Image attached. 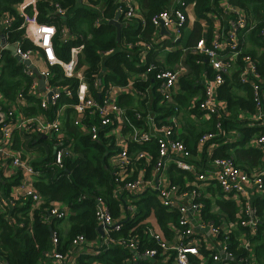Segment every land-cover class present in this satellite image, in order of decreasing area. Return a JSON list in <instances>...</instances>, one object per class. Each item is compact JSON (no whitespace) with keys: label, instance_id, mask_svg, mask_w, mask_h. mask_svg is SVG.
<instances>
[{"label":"built area","instance_id":"1","mask_svg":"<svg viewBox=\"0 0 264 264\" xmlns=\"http://www.w3.org/2000/svg\"><path fill=\"white\" fill-rule=\"evenodd\" d=\"M39 1L21 0L16 5L17 14L22 19V23L16 29L14 16L6 13L0 18V78L3 75V53L10 46H16L15 55L23 61H29L38 71L36 73L30 66L20 63L23 75L32 83L27 94L24 89L17 94L14 105L10 106L11 103L0 92V113L6 114L5 122L0 125V176L10 175L19 178V183L12 193L11 206L29 201L31 211H34L39 210L42 205L40 194L35 188L40 172L16 150L14 132L46 137L53 149L50 165L63 169L65 161L75 158V140L62 126L63 115L72 110V125L81 134L89 136L93 142L114 139L117 151L110 157L115 185L113 197L121 203L122 208L128 206V200L133 204V198L149 193L156 196L161 207L179 216L177 224L168 225L171 239L165 236L158 223L155 222V226L158 227L156 229L147 220L149 228L146 232L156 241L160 251L147 249L142 252L136 238L129 240L113 238V234L121 231L123 220H128L129 217L126 218L123 214L114 217L108 202L103 197H96L95 218L98 226L102 227V235L95 240L77 236L72 240L68 250L62 252L58 249L60 233L57 229L53 230L52 249L48 253L51 264H86L80 261L81 252L87 251L91 252L92 256H100L113 245L129 249L133 253L130 259L133 263L138 260L152 262L159 260L160 264H255L250 241H244V236L238 237L235 233L242 228L246 229L245 232L249 230L250 236H255L258 232V220L255 208L251 206L248 186L251 184L257 195L264 196V165L248 175L237 168L235 160L231 157L211 159L210 166L204 171H200L192 164V152L178 133L181 128L177 118L180 109L176 98L184 72L181 69H166L158 61L149 62L150 53L155 51L153 45L142 41L125 44L123 48L127 58L138 59L135 71L126 72L125 84H114L108 79L111 73L109 69L101 68L93 82L94 95L87 82L86 68L78 66L79 55L84 47L73 48L69 62H62L57 58L54 49L57 30L53 25H42L38 22ZM77 2L100 13L95 23L97 28L106 22L104 9L94 6L90 0ZM192 4L196 5V1L173 0L169 10L153 18V36L158 40L152 41L154 45L165 40L170 43L173 41L170 47L172 49L174 44L182 40V32L189 23L188 11ZM221 9L226 17L224 33L219 34L209 44L202 39L194 48L189 49L195 56H205L216 74L213 79L206 73L203 74V96L192 103L201 114L216 121L215 130L201 135L198 144L202 148L223 135V124L228 113L226 104L218 100V90L224 85L225 76L239 64V83L251 88L257 112L255 118L261 122L263 128L253 144L264 155V80L257 62L249 55H245L242 46L243 39L257 29L258 22L253 15L234 5L232 0H221ZM54 13L66 19L69 9L55 4ZM118 14L126 24L138 19L143 22L144 28L146 27V22L142 19L134 0H122ZM162 26L167 34H162ZM17 31H23L22 39L12 41ZM61 36L64 43L75 39L66 26L63 27ZM173 36L175 38L172 40ZM259 36L264 41V28ZM26 45L34 48L25 49ZM98 53L107 58L112 56L114 51ZM38 61L44 67L40 68ZM55 65L62 67L65 78L76 80L75 89L52 83L54 74L51 67ZM41 81L45 83L44 90H40ZM138 84L147 86L141 90L137 87ZM27 95L40 103L42 109L40 114L24 116V109L30 106ZM131 96L141 101L157 96L162 105L174 108L175 115L158 121L154 118L149 119L153 122L155 132L154 135H150L146 132L147 118L144 114L138 109L128 112L119 105L122 97ZM74 97L77 98L74 104L66 102ZM63 98L66 100L62 103ZM52 108L55 110L52 117H49L48 113ZM151 145L155 147L154 154L153 150L131 149L132 146H147L150 149ZM171 169L185 174L182 184L172 181V175L169 174ZM206 200H212L214 205L234 203L240 211L239 219L232 222L222 217L218 223L204 221ZM69 216L67 206L53 203L47 211L46 221L63 222L68 220ZM232 240L237 244V248L248 251L244 259L238 261L230 250Z\"/></svg>","mask_w":264,"mask_h":264},{"label":"trees","instance_id":"2","mask_svg":"<svg viewBox=\"0 0 264 264\" xmlns=\"http://www.w3.org/2000/svg\"><path fill=\"white\" fill-rule=\"evenodd\" d=\"M21 0H0V18L8 13L15 17L14 29L18 28L22 23L19 18L16 5ZM94 6L104 9V22L101 27L95 26L96 20L100 16L94 8L81 6L77 0H40L37 4L39 11L38 22L40 24L53 25L57 30V35L54 39V49L57 58L62 62L71 60V50L75 47L83 46V50L79 55L78 66L86 68V78L92 93L94 91L95 75L101 68L109 69L111 72L108 79L114 84H125L127 71H135L137 58L129 59L123 46L128 43H136L142 41L146 44L156 46L152 42L151 36L154 34L152 20L155 16L163 11L171 8L173 0H134L140 10L142 19L146 22L144 28L143 22L134 19L128 24L120 19L122 24L121 41L117 42L116 28L111 26L109 22L113 20L117 14L122 0H90ZM195 14L198 19L206 18V16L215 11V7L219 0H195ZM232 3L247 13L253 15L258 22L257 29L252 33L256 39H260L258 34L264 28V0H232ZM60 4L63 8L69 9V15L66 19L56 16L54 13V5ZM67 27L74 40H69L67 43L62 41L61 31L63 27ZM23 31H17L13 35V40H21ZM202 38V26L197 22L194 25L188 48H193ZM207 43H210L207 36ZM264 45V44H263ZM34 48L31 45H26L25 49ZM113 50L114 54L107 58L99 55L100 51ZM245 52V51H244ZM251 56L258 64V70L264 79V55L257 58L253 52H245ZM176 56H179L177 53ZM170 60V59H169ZM149 62L153 60L149 57ZM187 65L191 68V73L182 79L181 86L183 94L179 96L181 106L189 105L190 101L195 99L198 91L201 89L200 83L196 81L201 79V70L213 79L215 72L210 67V64L205 56H195L189 54L187 56ZM173 65V64H171ZM54 74L52 83L56 86H69L75 89L77 86L76 80L64 77L62 67L55 65L51 67ZM226 78V82L219 90V99L226 102L227 112L234 113L235 110L254 111L255 103L252 97V90L248 86L241 85L238 80ZM32 81L23 75V69L18 61L11 56L9 51L3 53V75L0 78V92L7 100L14 105L17 94L24 89L25 94L31 86ZM150 83L151 80H150ZM238 85L245 89L248 97L245 99L239 98L233 90V87ZM147 84H138L139 89L146 88ZM264 87V85H263ZM140 90V91H141ZM157 97V96H154ZM27 99L33 105L24 109L29 117L36 116L42 112L41 105L38 101L33 100L27 95ZM129 100H119V105L123 106L131 112L132 109H137L130 98ZM66 100L63 98L62 103ZM77 98L66 100L69 104H74ZM158 100L153 101V109L161 111V119H165L175 115L174 108L159 107ZM159 107V108H158ZM49 111L48 116L52 117L53 111ZM72 112V110H68ZM160 119V120H161ZM225 121V120H224ZM244 122L234 121L230 117L223 124L226 129L228 126H233L235 129H242ZM66 130L74 140L75 158L68 159L64 163L63 169H58L51 164L52 150L42 162L33 163L34 168L40 172V177L35 183V188L39 192L42 205L39 210L31 211L29 201L18 202L10 209H0V264H51L48 253L52 249V231L56 230L57 223L62 221L54 220L47 222V211L53 203H60L68 207L71 224L70 231L66 236L60 234L59 250L65 252L68 250L72 240L77 236H85L87 239H95L99 236L98 224L95 218V203L96 197H103L111 207L114 217L120 216L121 203L114 199L113 193L115 189L114 174L110 164V157L117 151L115 148L114 139H102L99 142H93L87 135L81 134L73 127L69 121L66 124ZM140 126L139 123H136ZM216 121L211 124V130H215ZM192 130L194 143L203 135L204 131L197 132ZM191 132V131H190ZM248 142L250 140V130L246 131ZM35 138V137H34ZM49 144V143H48ZM51 144H49V148ZM154 145L149 147L132 146L133 151L137 150H154ZM255 158H258L262 166L264 165V155L253 153ZM216 154V157H219ZM222 157L228 158L229 154H224ZM221 157V158H222ZM257 159V160H258ZM237 166V165H236ZM169 174L172 175L173 182L182 184L185 174L181 171L171 169ZM17 179L12 185H17ZM7 184L0 181V188L4 187L7 194L9 193ZM9 187V186H8ZM133 204L136 206L134 217L123 222V227L120 232L113 234L115 240H129L136 238L139 241L140 251L147 249L159 250V247L148 234L149 225L146 223L152 214H154L160 229L168 239H171L169 223L177 224L179 216L175 212H169L157 201L153 194H145L139 198H133ZM209 209L204 212V221L219 222V214L210 212V201L206 200ZM221 213L225 214L232 222H237L239 219V209L232 204L216 203ZM253 206L255 207V216L258 220V232L255 236H249L251 242L255 244L253 251L261 259L264 256V196L258 197ZM216 221V222H215ZM243 230V228H242ZM230 250L237 258H245L248 254L243 248H237V244L232 240L229 245ZM160 251V250H159ZM160 254V252H159ZM133 253L121 246L113 245L108 251H104L98 256L101 263L104 264H152L147 260H138L136 263L130 262ZM160 259V258H157ZM81 263L91 264L90 261L81 259ZM160 262L159 260H156ZM130 262V263H129ZM155 263V261H154Z\"/></svg>","mask_w":264,"mask_h":264},{"label":"crops","instance_id":"3","mask_svg":"<svg viewBox=\"0 0 264 264\" xmlns=\"http://www.w3.org/2000/svg\"><path fill=\"white\" fill-rule=\"evenodd\" d=\"M188 17H189V21H188L189 23H188L187 28H190L193 31L194 25L197 22L202 26L201 40L205 39L207 41V36H209V39L211 41L215 39L219 34L224 33V31L226 30V17L221 9V0L218 1L217 6L215 7V11H212L206 16V18H203V19L197 18L195 14V5L192 4L189 7ZM0 31H1V25H0ZM252 35L253 34L248 35L243 39L242 41L243 50L245 52H253L257 58H261V56L264 55V45H263L264 41L261 39L259 34L258 36L260 37V39H256L255 35L254 37ZM151 38H152V41H158L155 39L154 36H151ZM171 44L172 43L166 40L161 42L160 44H156L155 45L156 48H154L155 51L150 53L149 57L153 61L160 62L161 65L166 69L183 70L184 77L182 79H184L191 73V68L187 65V62H186L187 56L191 54L189 50L191 48L185 47V48L178 49L177 47L174 46L171 49L170 48ZM9 53L14 58V56L12 55L10 51ZM177 53H179V56H176ZM38 64L40 68L44 67L39 61H38ZM239 66H240L239 64H236L234 69L230 71L225 77L231 78V79L233 78L234 80L237 79L239 82V79H238ZM205 73L206 72L204 71V69H202L201 74H200L201 79L196 81V84L200 83L201 89L198 91L199 93L195 96L196 98L190 101L189 105L181 106L180 104L181 102L179 103V96L183 94L182 86L180 82V90L176 98L177 103L179 105V109H180V113L177 116L178 121L180 122V127H181L178 132L180 135V139L183 140L187 144L189 149L191 150L192 164H194L200 171H204L210 166L211 159L220 158L224 154H229V157L235 160L237 168L241 172H243L244 174L251 175L254 172H256L259 168L263 167L259 159L255 158L253 154V153H259L261 151L260 149L257 148L256 145L253 144V141L256 138V136L263 131V128L261 127V122L257 120V118H255V116H257L256 109H254L253 112L252 111H240V110H235L234 113H230V111L229 113L227 112L228 114L225 117V121L228 120L230 117H232L234 118V121L238 120L240 123L244 122L243 124L244 126L242 129L240 130L235 129L233 128V126H228L225 129L223 126L224 132L220 138H217L216 140L212 141L211 143L207 144L206 146L202 148L199 147L198 140H197V143H194L195 141L193 140L194 138L192 136V130L190 129H196L197 132L204 131L201 133L213 131V130L210 131V129H211V124L214 120L207 117L206 115L201 114L196 108V105H192V103H195L196 101L200 100L203 96L204 90H203V85H202V79H203V74ZM219 90H218V100H220ZM233 90L236 93V95L241 99H245L248 97V94L245 92V89L239 87L238 85L234 86ZM128 98H130V100L133 103V104H130L129 106L137 107V109L142 114H144V116L147 118L145 122L147 125L146 132L150 135L151 134L154 135L155 134L154 125H153V122L149 121V119L154 118L155 120L158 121L162 118L161 116L164 113L153 109V105H155L153 104V101L157 99L158 100L157 105L159 107H167V108H171V107H169L168 105H162L161 100L158 97H150L144 101H141L134 96L122 97L121 99H123V101H126V100H129ZM220 101L226 104L225 101L223 100H220ZM32 105L33 103L31 104L30 102V107ZM226 109H227V106H226ZM24 116L29 117V115L26 114L25 111H24ZM72 116H73V112H68V111L63 115L62 126L64 127L65 130L67 126L66 124L69 121L72 123ZM247 130L251 131L249 132L251 134L249 135L250 140L248 142H246L247 137L245 136L247 133L246 132ZM14 138H15L16 150L20 152L23 158L29 160L31 165H33V163L42 162L44 159L47 158L51 150H52V156H53V149L52 147L49 148L50 142L44 136H37V135L33 136V135H28L22 132L15 131ZM154 153H155V150L152 151V154ZM219 153H220V156L216 157V154H219ZM17 179L19 180L18 177L10 176V175L4 176V177L0 176V181L4 182V184H7L6 188H8L9 190V193L7 194L4 187L0 188V209L4 211L5 209H10L12 207L10 201L13 200L12 193L14 191V188L17 186V185H12V183H14ZM248 191H249V197L251 198V206L254 207L253 206L254 201L260 196L255 193V190L251 184L248 186ZM209 201L211 205L210 212L214 214H219L220 216L219 220L222 217H225L226 219L231 221L225 214L220 212L218 205H214V203H212V200H209ZM225 204H232L236 207L234 203H225ZM127 205L128 206H124V208H122L120 205V208L122 210L120 211V216L123 214L126 218L134 217V211L135 209H137L136 206L132 204V201L130 200L127 201ZM208 209H209V205L207 204V210ZM123 221H126V220H123ZM148 221L152 225V227H155L156 229H158V227L155 226L156 225L155 222L157 223V220L154 214L150 216ZM55 225H56L55 228L59 231V233L62 236H66L70 231L71 224L69 222V219L61 223H57ZM244 230L246 229L244 228L243 230L239 229V231L235 233V236H238V237L244 236L245 238H243V240L250 241V244L253 249V247H255V244L251 242V240L249 239V236L251 233L249 230L247 232H245ZM98 234L100 235V232H98ZM95 239H97V237ZM81 259L88 260L90 261L91 264L93 263L94 264H104L99 261L98 256H94V255L92 256L91 252L87 253V251L80 253V260ZM236 259L239 261L244 258L236 257ZM1 260L2 258L0 257V261ZM253 261L255 264H264V256L260 259L257 256V253L253 251ZM149 262H151L152 264H160V262L158 261H155V263L152 261H149Z\"/></svg>","mask_w":264,"mask_h":264},{"label":"water","instance_id":"4","mask_svg":"<svg viewBox=\"0 0 264 264\" xmlns=\"http://www.w3.org/2000/svg\"><path fill=\"white\" fill-rule=\"evenodd\" d=\"M109 24L116 28V37L117 42L119 43L121 41V32H122V24L120 23V14H117V16L109 22ZM162 34H167L166 29L162 26ZM8 51L12 53L14 58L21 64H24L26 66H30L36 73H38L37 69L34 68L29 61H23L19 56L15 55L16 52V46H10L8 47ZM45 83L43 81L40 82V88L44 90ZM51 97V94H49V98ZM6 120V114L0 113V125L3 124ZM98 232L102 235V227L99 226Z\"/></svg>","mask_w":264,"mask_h":264},{"label":"rangeland","instance_id":"5","mask_svg":"<svg viewBox=\"0 0 264 264\" xmlns=\"http://www.w3.org/2000/svg\"><path fill=\"white\" fill-rule=\"evenodd\" d=\"M191 34H192V30L190 28H185L182 32V40L179 43L174 44V46L177 47L178 49L187 47L189 45ZM174 38L175 36L172 37V40Z\"/></svg>","mask_w":264,"mask_h":264}]
</instances>
